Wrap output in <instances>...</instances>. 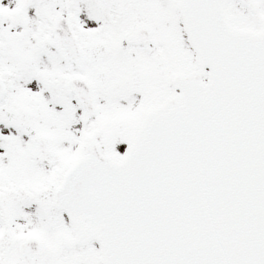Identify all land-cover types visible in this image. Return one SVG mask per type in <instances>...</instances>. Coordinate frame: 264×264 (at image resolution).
Returning <instances> with one entry per match:
<instances>
[{
	"label": "snow or ice",
	"instance_id": "snow-or-ice-1",
	"mask_svg": "<svg viewBox=\"0 0 264 264\" xmlns=\"http://www.w3.org/2000/svg\"><path fill=\"white\" fill-rule=\"evenodd\" d=\"M0 264H264V0H0Z\"/></svg>",
	"mask_w": 264,
	"mask_h": 264
}]
</instances>
